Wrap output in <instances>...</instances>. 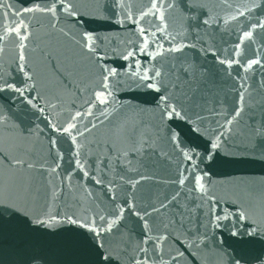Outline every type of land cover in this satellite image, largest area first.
<instances>
[{
    "label": "water",
    "instance_id": "95a60500",
    "mask_svg": "<svg viewBox=\"0 0 264 264\" xmlns=\"http://www.w3.org/2000/svg\"><path fill=\"white\" fill-rule=\"evenodd\" d=\"M0 5V264H264V0Z\"/></svg>",
    "mask_w": 264,
    "mask_h": 264
},
{
    "label": "snow or ice",
    "instance_id": "6c2138e0",
    "mask_svg": "<svg viewBox=\"0 0 264 264\" xmlns=\"http://www.w3.org/2000/svg\"><path fill=\"white\" fill-rule=\"evenodd\" d=\"M0 6H2V5H0ZM152 7L155 9L156 8V5L153 4ZM69 14L70 15H74V13H71V12ZM152 14H155V13H152ZM16 33H17V35H19L20 34V29H16ZM89 39H91V38H89ZM131 55H132V53H129V56H131ZM127 58L128 57H125V59H127ZM115 75H116L115 69L105 70V77L104 78H105V80H107L110 76H115ZM157 75H159V73H157ZM143 78L144 79H149V77H146V76L143 77ZM104 87H105V89H107L108 85L105 84ZM149 87H153V85H149ZM102 97H103V94H101L100 96H98L97 99L100 100L101 103H107L106 98H102ZM161 100H162V103H164L166 105L164 111L167 114V116H168L169 119L173 118L174 116L175 117H179L180 116V113L177 111L176 107L174 105H172V104L169 103L167 97H161ZM236 115L238 116L239 115V112H237ZM231 122L232 121L229 120L228 121V124H231ZM127 135H128V138L130 140L135 141V138H136V129L133 128L131 131H129L127 133ZM213 147H219V145H213ZM16 163H17V166L18 167H25V166L31 167L30 164H27L23 160H17ZM194 179H195V177H194ZM197 183H199V181H197ZM200 190L202 192L204 191V185L202 183H200ZM3 197H4V188H3V185L0 184V203L3 202ZM70 222L73 223V224H76L77 223L76 220H71ZM39 223L43 224V223H45V221L40 220ZM80 226L81 227H84L85 224H81ZM88 230L91 231V232H93L96 236H99L100 235V233L98 231H96L95 227L89 228ZM106 230L110 231L111 230V225H109L108 229H106ZM100 246L102 247V245H100ZM103 259L105 261H107L108 264H114V258L111 255L104 256Z\"/></svg>",
    "mask_w": 264,
    "mask_h": 264
}]
</instances>
